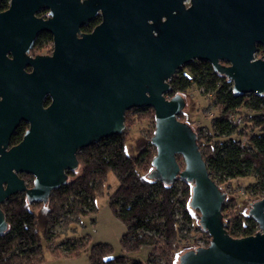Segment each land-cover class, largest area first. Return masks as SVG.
Returning <instances> with one entry per match:
<instances>
[{"label":"water","instance_id":"water-1","mask_svg":"<svg viewBox=\"0 0 264 264\" xmlns=\"http://www.w3.org/2000/svg\"><path fill=\"white\" fill-rule=\"evenodd\" d=\"M182 1L8 0L0 11V206L18 194L28 205L47 204L79 168L78 151L121 134L127 111L150 108L148 178L191 184L189 207L210 237L177 264H264V198L243 209L257 232L230 237L226 195L209 176L195 131L177 118L185 98H166L170 79L195 61L225 77L234 97L264 95V54L253 57L255 43L264 48V0H209L208 21L202 5L186 10ZM97 15L100 24L81 32ZM43 32L52 36L51 54L30 57ZM21 123L22 140L10 146ZM22 174L33 178L30 188ZM7 228L0 208V236Z\"/></svg>","mask_w":264,"mask_h":264},{"label":"trees","instance_id":"trees-1","mask_svg":"<svg viewBox=\"0 0 264 264\" xmlns=\"http://www.w3.org/2000/svg\"><path fill=\"white\" fill-rule=\"evenodd\" d=\"M7 8L8 0H1L0 11ZM44 14L41 11L39 16ZM94 25L91 22L82 31L90 32ZM51 46V36L40 33L34 50ZM169 86L170 92L166 95L169 98L177 94L187 98L195 88L202 97L213 99L218 115L212 120L211 130L201 126L195 130L210 178L219 188L232 180L252 178L254 181L245 187L244 194L254 199L252 201L263 199L264 95L234 97L232 84L214 73L205 61L181 67L170 79ZM48 103L46 100L45 104ZM147 109L153 112L150 108L136 111ZM242 110L253 124L250 133L242 121L238 126L230 119L233 115L242 118ZM182 116L183 111L177 118ZM152 121L154 123V114ZM26 129L24 123L18 126L10 139L11 146L22 140ZM125 142L122 132L78 151L76 157L80 171L77 174L68 172V183L51 193L45 205L43 222L32 210L36 205H28L23 194L9 198L1 206L8 228L0 236V264H41L44 255L40 235L50 244L57 238L50 233L55 226L67 231L80 225L85 217H91V222H94L97 214L95 200L104 194L106 176L110 172L116 177L118 188L109 197V210L126 229L120 246L125 253L150 248L146 263L125 256L114 257L109 245H85L83 238L62 240L51 251L54 256L73 258L88 251V264H177L180 254L199 247V239L193 237L195 232L204 234L206 241L203 246H207L210 237L200 228L196 211L189 207L192 185L176 180L166 186L160 181L150 180L148 174L152 171L151 160L155 153L149 154L141 147L136 157L129 156L125 152ZM177 161L182 169L181 157H177ZM25 181L29 186L32 178L28 176ZM228 201L225 200L222 206V215L229 236L240 239L254 235L258 228L248 213H234L232 218L227 217L225 206Z\"/></svg>","mask_w":264,"mask_h":264},{"label":"rangeland","instance_id":"rangeland-1","mask_svg":"<svg viewBox=\"0 0 264 264\" xmlns=\"http://www.w3.org/2000/svg\"><path fill=\"white\" fill-rule=\"evenodd\" d=\"M45 15L42 16V18ZM52 52V46L43 50H34L32 54L50 55ZM169 99L168 96H166ZM185 108L183 110L182 118L178 119L180 122L189 124L195 131L198 126L211 130L212 120L218 115L217 109L214 106L212 97H202L200 92L193 88L190 94L185 98ZM146 109V108H142ZM154 113L147 109L142 111H136L131 109L125 113L126 121L124 123V137L125 152L127 155L136 157L141 147L147 150V153H155L154 147L150 144V137L153 135L154 123L152 121V115ZM245 111L242 110L240 115L242 116V125L245 124V130L249 133L253 131V124L249 122L250 118L244 115ZM246 114L252 115L250 112ZM205 132V130H204ZM155 155V154H154ZM183 168V163H181ZM80 171V167L74 172L77 174ZM25 180V177L23 178ZM33 180V178H32ZM252 178H240L237 180L229 181L226 184L220 186V189L226 195L228 204L225 206V211L228 218H232L234 213H243V209L246 205H250V202H254L244 194V189L249 184L253 183ZM118 188V181L114 174L111 172L106 176L105 190L101 197H97L95 205L97 208V214L93 218L94 222H91V217H85L81 220V224L70 229L62 230L59 225L52 228L50 233L57 238L47 244L40 235L41 245L43 247L44 260L41 264H88V251H83L79 256L73 258L56 257L51 251L57 247L59 242L64 239L83 238L85 245H93L97 243H104L112 248L114 257L125 256L131 260L146 263L150 248L143 247L137 252L125 253L121 246L120 240L126 229L124 225L115 219L109 210V197ZM32 210L39 215L41 222L45 219L46 204H32ZM199 218V213L196 212ZM194 238L199 239L197 245L199 247H205L204 234L195 232ZM59 236V237H58ZM201 239V240H200ZM60 244V243H59ZM196 245V244H195ZM86 248V246H85ZM194 249V248H193Z\"/></svg>","mask_w":264,"mask_h":264},{"label":"flooded vegetation","instance_id":"flooded-vegetation-1","mask_svg":"<svg viewBox=\"0 0 264 264\" xmlns=\"http://www.w3.org/2000/svg\"><path fill=\"white\" fill-rule=\"evenodd\" d=\"M208 2H209V0H183L182 1V4L184 5V7H185V9L186 10H190V9H193V7L196 5V4H200V5H202L203 6V9H202V13H203V20H205V21H208V13H207V8H206V6H207V4H208ZM45 12V16L43 17V19H46L47 18V11H44ZM38 17H41V16H39L38 15ZM42 18V17H41ZM91 22H93V23H95V25L93 26V28L91 29V31L97 26V25H99L100 24V22H101V18H100V16L99 15H97L94 19H92V21ZM91 22H89L88 24H90ZM149 23H150V21H149ZM87 24V25H88ZM86 25V26H87ZM85 26V27H86ZM82 28H84V27H82ZM82 28H81V32H83L82 31ZM90 31V32H91ZM90 32H83V33H90ZM43 33H45V32H43ZM48 34V33H47ZM48 35H50V34H48ZM51 36V35H50ZM51 38H52V36H51ZM37 39V38H36ZM36 41V40H35ZM34 45H35V43H34ZM52 47H53V42H52ZM33 49H34V46H33ZM33 49L29 52V56L30 57H34V56H36V55H39V54H32V51H33ZM263 54H264V48H263V46L261 45V44H259V43H255V52L253 53V57H254V60H258V59H260V58H262V56H263ZM26 71H29L28 69H26ZM12 137V136H11ZM11 146V145H10ZM29 175H19V177L22 179V177L24 178H26V177H28ZM29 177H31V176H29ZM32 178V177H31ZM24 182H25V185L27 186V188H30L31 186H32V182H31V185H27V182L24 180ZM19 195V194H18ZM16 196V195H15ZM13 197V196H12ZM11 198V197H10ZM8 200V199H7ZM6 200V201H7ZM5 201V202H6ZM3 205V204H2ZM1 205V206H2ZM1 206H0V208H1Z\"/></svg>","mask_w":264,"mask_h":264},{"label":"built area","instance_id":"built-area-1","mask_svg":"<svg viewBox=\"0 0 264 264\" xmlns=\"http://www.w3.org/2000/svg\"><path fill=\"white\" fill-rule=\"evenodd\" d=\"M230 119L235 123V125H241V117L237 116V115H233L230 117ZM252 204V202H250V205Z\"/></svg>","mask_w":264,"mask_h":264}]
</instances>
